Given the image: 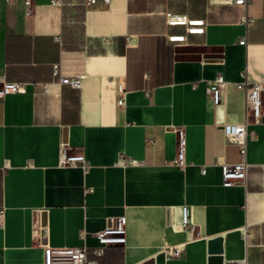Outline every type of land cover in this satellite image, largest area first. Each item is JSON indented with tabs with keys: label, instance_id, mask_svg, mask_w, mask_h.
<instances>
[{
	"label": "crops",
	"instance_id": "crops-1",
	"mask_svg": "<svg viewBox=\"0 0 264 264\" xmlns=\"http://www.w3.org/2000/svg\"><path fill=\"white\" fill-rule=\"evenodd\" d=\"M218 74L228 83L216 106L207 85ZM0 77L25 84L0 96V264H45L46 245L93 257L94 232L121 215L126 234L100 264H209L218 236L224 260L264 264V99L261 120L248 118L244 183L223 179L222 164L243 156L221 127L247 117L240 83L264 81L263 0H0ZM179 128L185 167L173 161ZM61 151L87 166L60 165Z\"/></svg>",
	"mask_w": 264,
	"mask_h": 264
},
{
	"label": "built area",
	"instance_id": "built-area-1",
	"mask_svg": "<svg viewBox=\"0 0 264 264\" xmlns=\"http://www.w3.org/2000/svg\"><path fill=\"white\" fill-rule=\"evenodd\" d=\"M53 3H63L64 0H52ZM84 5H90L98 0H80ZM105 3H109L111 0H103ZM236 4L246 5L248 0H234ZM263 15H264V0H263ZM167 20L170 24H193L196 27H190V31L203 32L204 20H190L187 15L167 13ZM254 18L248 15L241 17V22L246 26H249L253 22ZM171 40H183L184 35H174L170 37ZM241 43H245L246 40L242 39ZM54 72H59V65L55 64ZM62 82L69 84L73 88L79 89L81 87V78L79 76H63ZM228 81L222 74H218L215 78L209 81L207 85V92L213 104L216 106L224 103V89L227 86ZM240 86L244 88L246 98V119L243 121H227L221 125L225 138L229 142H234L241 146V152L243 159L238 163H223L222 173L223 179L227 183L231 182H246L249 163L246 160L247 152V139L249 135L248 118L253 117L256 120L262 118V108L264 99V81L249 82L244 80L240 83ZM25 84L23 82H9L0 77V96L16 91H24ZM120 97L119 104L125 103V97L123 95L122 86L119 87ZM179 136V152L177 157L173 160L174 163L180 167H185L186 161V136L183 128L178 129ZM59 163L62 166L66 165H78L81 164L84 167L87 166V159L82 155H68L66 151H61ZM128 163L131 165H140L144 161L129 158ZM5 209H0V222L3 221ZM127 220L126 216H115L110 218L109 223L101 230L94 232V236L98 239L100 245L92 250L93 257L90 256L91 250L87 245L79 246H67V247H52L50 245L45 246V264H100L99 257L104 254L105 248L112 242L121 240L126 234ZM181 226L195 230V225L192 223L189 215V208L183 207V217ZM86 231L81 233V237H85ZM182 252L181 245L169 247V253L173 256H179ZM230 262L231 264H247L246 259L225 260V264Z\"/></svg>",
	"mask_w": 264,
	"mask_h": 264
},
{
	"label": "water",
	"instance_id": "water-1",
	"mask_svg": "<svg viewBox=\"0 0 264 264\" xmlns=\"http://www.w3.org/2000/svg\"><path fill=\"white\" fill-rule=\"evenodd\" d=\"M223 238L215 237L209 241V264H225L224 260Z\"/></svg>",
	"mask_w": 264,
	"mask_h": 264
},
{
	"label": "bare ground",
	"instance_id": "bare-ground-1",
	"mask_svg": "<svg viewBox=\"0 0 264 264\" xmlns=\"http://www.w3.org/2000/svg\"><path fill=\"white\" fill-rule=\"evenodd\" d=\"M226 264H231L230 262H227Z\"/></svg>",
	"mask_w": 264,
	"mask_h": 264
}]
</instances>
